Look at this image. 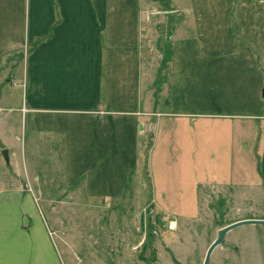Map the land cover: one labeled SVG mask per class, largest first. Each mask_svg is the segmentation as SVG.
<instances>
[{
	"label": "crops",
	"instance_id": "1",
	"mask_svg": "<svg viewBox=\"0 0 264 264\" xmlns=\"http://www.w3.org/2000/svg\"><path fill=\"white\" fill-rule=\"evenodd\" d=\"M56 2L48 0L45 6L43 0H29L25 20L21 0L15 12L1 9L0 18L4 30L10 29L8 13L16 16L14 29L0 34V62L12 53L9 48L22 44L25 30L31 41L47 36L33 52V68L37 81L44 82L40 86H47L37 107L47 112L50 139L53 125L57 136L67 138V152L79 143L80 151L88 149L92 157L103 151V137L113 138L107 126L115 127V159H126L123 168L136 165L145 144L151 202L182 208L175 214L178 225L186 208L227 198L237 188L251 191L246 200L264 201V0ZM145 3L168 5L173 14L158 23L155 44L170 48V79L158 88V71L151 80L148 66L152 36L146 34ZM257 157L261 168L253 161ZM119 168L115 163V175ZM7 194L0 195V204L7 203L1 198ZM18 199L23 204L25 197ZM43 233L49 252L41 264H53L55 252ZM27 234L26 264H40L31 262L41 250L34 231Z\"/></svg>",
	"mask_w": 264,
	"mask_h": 264
},
{
	"label": "rangeland",
	"instance_id": "2",
	"mask_svg": "<svg viewBox=\"0 0 264 264\" xmlns=\"http://www.w3.org/2000/svg\"><path fill=\"white\" fill-rule=\"evenodd\" d=\"M24 2L26 20L29 0ZM43 2L47 6L48 0ZM18 6L21 0H0V18L1 9L15 12ZM143 7L149 29L146 36H152L148 66L151 80L158 71V88L161 81L170 79L169 45L155 44L158 23L173 14L168 5L145 3ZM5 18L10 29H1V35L16 25H12L13 13ZM24 33L22 44L9 48L12 53L0 62V138H4V142L0 140V195L8 193L1 197L7 203L0 204V264H26L31 229L41 249L31 260L35 263L41 264V256H48L49 249L43 244L46 232L55 252L53 264H203L224 227L243 220H264V201L246 200L245 194L251 191L237 188L227 198L213 197L205 206L186 208L187 216L177 230L168 231L169 221L183 210L152 204L149 149L142 152L145 144L140 145L136 165L123 168L126 159H115V127L107 126L114 130L113 138L103 137V151L92 157L88 149L80 151L79 143L67 152V138L57 136L53 125L50 129L55 136L49 138L47 112L37 107L39 94L47 86H40L44 82L37 81L38 71L33 68V52L46 43L47 36L31 41L26 30ZM107 113L99 111L104 117ZM3 120L9 125H3ZM56 126L63 124L56 122ZM4 149L9 150L8 161L2 156ZM253 161L261 168L259 157ZM115 163L120 166L116 175ZM21 194L23 204L18 203ZM209 264H264V226L249 224L231 230L213 251Z\"/></svg>",
	"mask_w": 264,
	"mask_h": 264
},
{
	"label": "water",
	"instance_id": "3",
	"mask_svg": "<svg viewBox=\"0 0 264 264\" xmlns=\"http://www.w3.org/2000/svg\"><path fill=\"white\" fill-rule=\"evenodd\" d=\"M2 154L6 160L9 159L7 150H3ZM249 224L250 225H263L264 226V220H243V221H239V222H236L234 224H231V225L224 227L220 231L218 238L210 245V247L206 253V257H205L203 264H209L213 251L215 250L216 247H218L223 242L227 233H229L231 230H233L237 227L249 225Z\"/></svg>",
	"mask_w": 264,
	"mask_h": 264
},
{
	"label": "built area",
	"instance_id": "4",
	"mask_svg": "<svg viewBox=\"0 0 264 264\" xmlns=\"http://www.w3.org/2000/svg\"><path fill=\"white\" fill-rule=\"evenodd\" d=\"M167 230L168 231H176L177 230V221L176 220H171L167 224Z\"/></svg>",
	"mask_w": 264,
	"mask_h": 264
}]
</instances>
